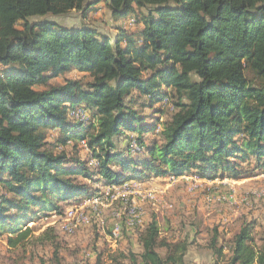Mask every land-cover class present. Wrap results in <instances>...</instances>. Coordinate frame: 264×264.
Listing matches in <instances>:
<instances>
[{"label":"trees","instance_id":"obj_1","mask_svg":"<svg viewBox=\"0 0 264 264\" xmlns=\"http://www.w3.org/2000/svg\"><path fill=\"white\" fill-rule=\"evenodd\" d=\"M101 2L0 0V236L17 234L12 245L33 234L29 222L107 186L264 173V0H105L115 21L137 25L111 35L85 22ZM76 11L80 25L62 21ZM72 70L86 79L48 83ZM254 227L243 222L228 252L215 235L214 256L264 264ZM138 239L131 264H188L191 244L161 240L156 219Z\"/></svg>","mask_w":264,"mask_h":264},{"label":"rangeland","instance_id":"obj_2","mask_svg":"<svg viewBox=\"0 0 264 264\" xmlns=\"http://www.w3.org/2000/svg\"><path fill=\"white\" fill-rule=\"evenodd\" d=\"M62 21L69 25L78 26L84 20L81 17V13L76 11L64 17ZM85 22L97 26L101 31L109 35L114 34L116 27L121 23L129 28L137 29V25L132 18L121 22L115 21L106 6L105 0L91 8ZM17 26L22 29L23 22H19ZM51 75H53V72H50L48 76ZM85 75L78 70H72L57 77H49L48 83L59 84L64 83L66 79H84ZM47 85L40 84L36 85V87L42 89L47 87ZM159 105L161 103L157 104V106ZM74 110L80 109L75 108ZM171 110L172 106L170 107ZM163 118H166V114L163 115ZM49 134L48 140L55 142L57 131L50 129ZM74 142L75 140L72 141V143ZM72 143L67 148L70 154H75L71 147ZM83 157H90L87 150H84ZM93 163L90 164L92 167L95 165ZM192 175L193 173L189 172L175 176L176 178L167 177L166 181L154 186L153 184L136 181L141 185L138 190L132 186L131 191H133V194L128 195L127 199H129L130 203L132 202L140 207L143 212L142 218L144 216L145 222L152 219L157 220L160 227L161 240H188L191 244L186 256L188 264H196L194 256H197L196 254L198 253L205 254L203 258L205 261L202 264H227L228 256L218 259L213 254V259H211L210 255L213 251L209 245L215 235H217L219 245H224L226 252H228L234 235L240 230L241 225L245 221L255 223L253 231L255 245L264 244V195L258 196L254 192H264V177L255 178L250 186L251 190H247L244 193L242 191V193L236 192L231 186H228L226 190H223V193L216 194L217 189H214L212 180H209L210 184L205 187L204 184H201L202 180L208 179L198 175L199 179L195 182L192 179ZM79 179L86 181L82 176ZM89 183L94 187L98 185L92 182ZM152 189L157 193V199L153 200L145 197ZM182 189L187 193L179 191ZM196 191L201 195L190 196ZM227 193H235L239 199L243 197L245 199L242 204H231V202L227 201L225 203H229L228 207H225L226 205L221 206L219 202H215L214 205H208L205 202L209 195L218 198L220 195ZM120 200L112 204L108 203L107 207L102 208L101 221L103 223H100L94 217L90 224L79 227L73 234L63 233L59 230L57 219L53 217L54 214L47 217L42 214L41 218L35 220L36 222L38 221L37 224H31L33 221L28 223L29 226L33 225L34 227L33 234L24 237L18 244L12 245L8 241V236L10 235L14 237L13 239H18L17 234L1 235L0 264H131L129 259L130 252L138 253L141 249L142 245L138 238L144 228L136 227L132 231H127L128 227H125L123 238L117 244L110 240L111 226L116 219L114 213L115 211L122 213L125 208ZM191 200L192 202H189ZM195 200L196 203L193 202ZM197 202L199 203L197 204ZM63 207L65 212L69 206L64 205ZM50 227L55 229L54 233H56L57 238L54 243L39 244L33 242L34 237L41 235ZM158 250L162 255L166 253V249L163 247H159Z\"/></svg>","mask_w":264,"mask_h":264},{"label":"built area","instance_id":"obj_3","mask_svg":"<svg viewBox=\"0 0 264 264\" xmlns=\"http://www.w3.org/2000/svg\"><path fill=\"white\" fill-rule=\"evenodd\" d=\"M72 116L83 120L87 115L82 109H80L72 111ZM175 176L176 175H172L170 177L176 178ZM192 179L197 182L199 179L198 174L194 173ZM140 185L141 184L136 181H127L121 185L107 186L101 192L92 196L84 197L80 202H76L66 208L65 212L63 211L59 215L56 213L53 217L54 219H57L56 222L58 223L60 231L73 234L79 227L90 224L94 217L97 218L100 223H103V221H101L102 208L107 207L108 203L112 204L115 201L122 199L120 201L121 204L125 206L124 211L122 213L115 211L114 215L116 216V219L112 223L110 230V240L114 244H117L122 238L125 227H133L140 224L142 221L143 212L140 210V207L132 202L130 203L129 199H127L128 195L133 194L131 187L134 186L135 189L138 190ZM156 194L155 190L152 189L145 195V197L154 200L157 199ZM213 198V195H209L206 200L211 203ZM123 215L125 216L122 218ZM37 222L33 221L31 224H37Z\"/></svg>","mask_w":264,"mask_h":264},{"label":"crops","instance_id":"obj_4","mask_svg":"<svg viewBox=\"0 0 264 264\" xmlns=\"http://www.w3.org/2000/svg\"><path fill=\"white\" fill-rule=\"evenodd\" d=\"M194 174V172H192ZM264 177V173H261V174H257V175H254V176H250V177H243V178H239V179H235V178H231V177H224V178H218V179H215V180H212L213 181V186H214V189L217 191L215 192L216 194L218 193H223V190L227 189L228 186H231V188H233L236 192H239V193H244L245 191L247 190H251L250 186L251 184L253 183V180H255V178H263ZM167 177H151V178H148V179H144V180H139V182H143L145 184H153L156 185V184H161L163 181H166ZM183 181V179H181ZM134 181V180H133ZM135 181H138V180H135ZM185 182V181H184ZM210 181L209 180H202V183L201 184H204L205 187L208 186V184ZM249 182V183H247ZM228 184V185H227ZM244 189V190H243ZM180 192H186L184 191L183 189L182 190H179ZM242 191V192H241ZM258 196H261V195H264V192H258V191H254ZM187 193V192H186ZM199 192H195V193H192V195L190 196H200L201 194H198ZM238 195H236L235 193H227V194H223V195H220V197L216 198L215 196H213V201L211 203H209L207 200L205 201L208 205H214L215 202H219L221 203L220 205L221 206H224L226 205L225 207H228L229 203H225L227 201L231 202L232 203H240L242 204L243 203V200L245 199V197L239 199L237 197ZM247 197V196H246ZM189 202H192L189 201ZM196 203V200L193 201ZM199 202H197L198 204ZM244 210V209H242ZM222 211V210H220ZM225 220H227L225 218ZM150 221L148 222H145V219H144V216L142 218V221L140 222V224L138 225H135L133 227H128L126 230L127 231H132L134 228L136 227H142V228H145L146 225L149 223ZM143 230V229H142ZM193 247V246H191ZM143 252V248L141 246V249L138 251V253H141ZM197 256H194V261H196V264H202V262H204L205 260L203 259L204 258V255L205 254H201V253H198L196 254ZM211 259L212 256H213V253H211Z\"/></svg>","mask_w":264,"mask_h":264}]
</instances>
